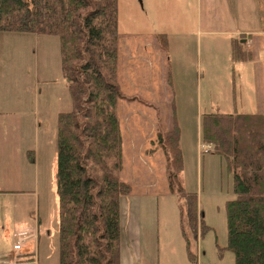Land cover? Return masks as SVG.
<instances>
[{
    "label": "trees",
    "instance_id": "16d2710c",
    "mask_svg": "<svg viewBox=\"0 0 264 264\" xmlns=\"http://www.w3.org/2000/svg\"><path fill=\"white\" fill-rule=\"evenodd\" d=\"M262 8L264 25V2ZM0 33L58 40L71 109L56 120L57 264H118L119 199L130 192L119 177L118 102L146 104L125 95L117 80V0H0ZM155 39L165 52V36ZM231 58L244 56L234 46ZM166 80L170 86L169 74ZM170 109L171 126L157 131L156 140L169 173L167 189L181 200L180 229L193 260L188 232L196 237L197 228L205 225L198 219L195 194L180 182L182 156L172 101ZM199 128L202 142L232 173L234 196L224 205L226 243L220 249L232 253L234 264H264V115L204 112Z\"/></svg>",
    "mask_w": 264,
    "mask_h": 264
},
{
    "label": "rangeland",
    "instance_id": "374dc122",
    "mask_svg": "<svg viewBox=\"0 0 264 264\" xmlns=\"http://www.w3.org/2000/svg\"><path fill=\"white\" fill-rule=\"evenodd\" d=\"M186 4L184 15L188 18V25L193 27L191 4ZM161 18L163 12L145 6L142 8L139 0H117V80L127 96L131 89L123 83L127 49L130 43L131 46H138L146 39L152 40V31L156 30L155 25ZM189 31L188 39L182 46L170 44L171 57L168 56L167 68L173 74V86L169 90V101L159 99L154 107L118 102L124 147L119 177L130 185L129 194L119 200L121 264L133 261L136 264H144L145 261L147 264H163L165 260L171 264H234L232 253L220 249L226 243L224 205L234 196L232 173L227 169L225 160L212 151L211 145H207L206 149L200 137L199 121L201 113L231 108V104L224 107L226 102L223 97L234 98L238 102L239 93L235 86V95L230 90L232 86L223 77L224 70L229 67L222 40H215L206 48L203 38L199 41L194 36V28ZM0 69L3 72L13 71V76L9 75L5 80L9 82L12 78L13 85L18 89L19 106L28 110V123H24L25 140L33 143L35 159L28 170L29 181L33 173V186L30 183L28 187L32 186L29 189L34 193L35 210L44 221L43 227L50 232L49 236L42 233L38 242L29 240L26 247L32 251L38 249L36 259L40 264H57L56 120L58 113L71 109L69 94L60 73L57 38L0 33ZM142 75L146 81L143 71ZM141 81L139 76L135 78L133 90L139 89ZM158 94L159 98H163L162 93ZM242 94L245 97V90ZM141 97L147 105L145 95ZM171 99L179 127L182 156L180 182L185 191L195 194L198 219L200 216L202 226L205 225V228L201 227L203 231L197 228L196 237L188 232V250L193 254V260L188 258L187 245L180 229L178 205L181 200L167 189L169 173L154 129L158 127L159 131H164L170 128ZM131 118H135L136 124L141 120L139 125L144 128L137 137L132 132L136 126L129 122ZM158 120H161L160 124ZM132 149L135 153L131 152ZM129 210L140 216V228L136 234L138 247L135 248L123 239L125 230L129 233L130 229Z\"/></svg>",
    "mask_w": 264,
    "mask_h": 264
},
{
    "label": "crops",
    "instance_id": "0c3cea01",
    "mask_svg": "<svg viewBox=\"0 0 264 264\" xmlns=\"http://www.w3.org/2000/svg\"><path fill=\"white\" fill-rule=\"evenodd\" d=\"M139 1L142 8L145 6L163 12V18L155 25L156 30L152 31V40L144 39V43L140 42L138 46H131L132 43H130L127 49L128 56L123 65V83L126 87L131 86L128 96L142 98L141 95H145L144 99L148 101L146 107L158 105L159 99L169 101V90L171 91L173 86V74L167 68L168 56L171 57L170 44L178 43L182 46L188 39L189 29L194 28V36L199 41L203 38L206 48L210 47L211 42L222 40L229 67L228 70H224L223 77L233 87L230 90L235 94L234 87L236 86L239 93L238 102L234 101V98L231 100L223 97V101L226 102L224 107L231 104V108L213 112L261 113L264 115V25L261 19L264 0ZM188 2L193 11V27L188 25V18L184 15ZM156 35L165 36L167 45L165 52L159 48L155 39ZM234 46L237 47L240 56H244V59L232 60L231 52ZM197 50L199 51L198 47ZM142 71L146 76V81L142 78ZM230 72H232L231 75ZM167 74L170 77V86L166 80ZM9 75L13 76L11 69L10 72L7 70L3 72L0 69V258L12 253V246L17 241L21 248L16 253L35 254L37 258L38 249L29 250L26 242L29 240L38 242L42 233L49 236L50 232L47 227H43L44 221L35 210L33 192L29 189L33 186V173L31 174L32 180L29 181L28 170L29 166H33L35 159L31 146L33 143L25 140L27 133L24 131V123H28L26 119L28 110L19 106L18 89L13 85L12 78L9 82L5 80ZM138 76L142 80L141 84L139 89L133 90L136 85L135 78ZM244 90L245 97L242 94ZM159 92L162 93L163 98H159ZM133 119L135 118H131L129 122L135 124L134 127H136L132 128V132L137 137L144 128L139 125L141 120L137 125L136 120ZM160 121L158 120L157 123L160 124ZM154 129L159 131L158 127ZM123 148L122 144V154ZM131 152L135 153V150L132 149ZM145 167L150 169L149 166L145 165ZM30 183L32 186L28 187ZM129 211L131 212L129 213L130 229L129 233L125 230L123 239L130 247L135 248L138 247L136 238L140 228L138 222L140 216ZM120 238L121 232L119 231L118 264H121ZM133 262L130 264H136ZM143 263L147 264L146 261ZM36 264H40L37 259ZM163 264H171V262L165 260Z\"/></svg>",
    "mask_w": 264,
    "mask_h": 264
},
{
    "label": "built area",
    "instance_id": "2783aa9c",
    "mask_svg": "<svg viewBox=\"0 0 264 264\" xmlns=\"http://www.w3.org/2000/svg\"><path fill=\"white\" fill-rule=\"evenodd\" d=\"M207 149V146H205ZM21 248V245L17 241L13 244V252L0 258V264H36V255H21L16 253Z\"/></svg>",
    "mask_w": 264,
    "mask_h": 264
}]
</instances>
